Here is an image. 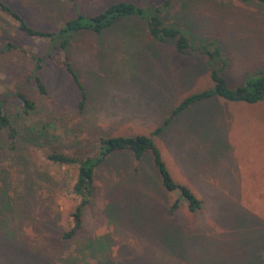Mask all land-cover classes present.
Returning a JSON list of instances; mask_svg holds the SVG:
<instances>
[{"label":"rangeland","instance_id":"obj_1","mask_svg":"<svg viewBox=\"0 0 264 264\" xmlns=\"http://www.w3.org/2000/svg\"><path fill=\"white\" fill-rule=\"evenodd\" d=\"M1 1L29 25L48 31L118 1L145 11L159 6L162 23L181 30L192 48L218 43L229 88L264 71V3ZM147 35L144 19L123 17L99 33L70 34L60 51L46 40L24 36L0 12V47L15 45L0 53L2 109L20 132L45 128L56 137L12 160L0 132V264H264L259 256L264 248V101L245 105L210 98L170 118L183 98L212 87V63ZM30 54L44 58L38 76L45 94L23 81L33 69ZM64 56L90 97L88 110L77 108L80 92L62 66ZM147 78L153 79L161 104L160 111L149 113L151 122L136 113L129 98L138 84L139 91L149 90ZM17 94L33 104L28 114L22 113ZM134 135L151 139L174 182L199 207L189 212L179 190H164L149 157L135 163L129 152H115L94 168L80 227L64 239L80 202L71 192L76 166L54 165L45 155L55 149L77 159L94 158L97 138ZM236 180L242 186L230 187Z\"/></svg>","mask_w":264,"mask_h":264},{"label":"trees","instance_id":"obj_2","mask_svg":"<svg viewBox=\"0 0 264 264\" xmlns=\"http://www.w3.org/2000/svg\"><path fill=\"white\" fill-rule=\"evenodd\" d=\"M68 1L75 4V0ZM240 1H256L264 3V0ZM0 12L13 21L17 30L24 36L46 40L47 44L52 46H49L50 48H56L60 51L65 49L70 34L75 32L90 30L99 33L102 29L110 27L120 21L123 17L135 16L144 19L148 35L156 42L170 44L174 47L175 51L180 54L193 51L204 57L208 62L212 63L209 72L212 87L208 90L194 93L183 98L172 110L170 118L179 114L190 105L210 98H216L227 103L245 105H254L264 101V71L246 75L239 85L229 88L225 78L221 74L225 66V61L222 57L218 43L212 41L198 49L192 48L187 37L181 30L162 23L159 6L145 11L142 8L136 7L132 3L118 1L107 5L99 12L90 15L87 18L77 15L74 18L67 19L56 31L38 29L29 25V23H27L18 12L11 8L9 4L1 0ZM14 47L15 45L13 43L5 42L1 44L0 53L9 51ZM40 57H35L30 54L29 59L33 62V69H31L28 76L24 77L23 81H32L35 84L37 91L40 94H45L44 86L38 76L39 70L41 69V63L44 60V58ZM61 62L64 70L70 76L72 81H74L80 92V99L77 108L81 110L85 98L83 90L78 84L76 76L70 68L65 56ZM17 99L21 104V111L23 114H28L33 110V104L24 96L17 94ZM170 118L163 122L164 126L169 122ZM15 121V119L9 118L4 113L0 102V132L5 134V143L7 148L12 152V160L20 159V157H22L20 156V153L28 148H41L47 143L51 144L53 139L56 138L55 136L49 135L45 131V128L33 129V127H30L26 131L20 132V127ZM162 127L155 129L152 135L159 134ZM97 142L98 151L94 158L83 157L77 159L70 155L55 152V149L45 155V159L54 165L76 166V178L71 192L75 197L80 198V202L70 215L72 226L63 234L64 239H70L80 227V209L88 201L86 197L90 194V188L94 177V168L115 152H129L132 161L135 163H139L144 158L149 157L158 176V180L161 183V187L166 191L179 190L181 197L187 201L186 208L189 212H193L199 207V201L194 199L187 189L174 182L150 138L143 135H134L130 137L109 136L99 137L97 138ZM172 208L174 207L172 206Z\"/></svg>","mask_w":264,"mask_h":264},{"label":"crops","instance_id":"obj_3","mask_svg":"<svg viewBox=\"0 0 264 264\" xmlns=\"http://www.w3.org/2000/svg\"><path fill=\"white\" fill-rule=\"evenodd\" d=\"M147 37L149 38L150 36L147 35ZM149 73L150 74H154L156 72L150 71ZM140 74H141V72H140ZM152 80H153L152 78H147L148 86H149V90L148 91L147 90H140L139 91V84H138L136 86V89H135L134 94L129 97L133 102H135V107L137 109L136 110V113L139 114L140 116H143L142 119H144L146 121H150V122L152 120H151V117L148 118V116L150 115L149 113H151V114L156 113V109H158L160 111V107H161L160 102L157 101V92H156V89L152 87V84H153V83H151ZM84 97L85 98H84V103H83L84 105L83 106H84V108L86 110H88V108L90 106V104H89L90 97L89 96L86 97L85 94H84ZM124 97L125 96H123L122 98H124ZM93 100H95V99H93ZM120 105H122V104H120ZM118 108L120 110V107H118ZM119 110H114L112 112H119ZM87 112L88 111H86V113ZM160 119H161V122H162V120H164V118H162V115L161 114H160ZM151 127L152 126L149 125V128L148 129H150ZM229 185H230V187H241L242 186V181L241 180H236L235 182H229ZM259 252H260V255L259 256H261L262 258H264V248H262Z\"/></svg>","mask_w":264,"mask_h":264}]
</instances>
